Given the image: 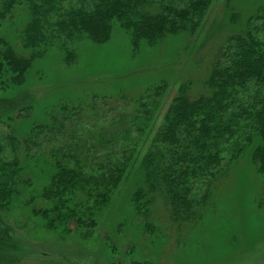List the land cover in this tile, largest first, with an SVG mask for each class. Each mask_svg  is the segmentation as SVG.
Here are the masks:
<instances>
[{
  "label": "trees",
  "instance_id": "1",
  "mask_svg": "<svg viewBox=\"0 0 264 264\" xmlns=\"http://www.w3.org/2000/svg\"><path fill=\"white\" fill-rule=\"evenodd\" d=\"M0 2L1 19L26 17L17 46L0 37V88L6 89L24 84L33 62L53 47L67 65L75 64L77 44L85 38L107 43L115 24L136 50L142 42L193 36L216 0ZM239 21L231 17L232 25ZM243 22L211 57L202 90L182 82L164 113L167 82L135 100L65 103L23 137L0 136V209L33 187L41 161L52 173L39 195L30 191L33 214L49 230L84 239L94 236L139 157L144 186L131 200L146 234L156 233L150 220L158 195L171 220L200 221L212 187L254 142L252 160L264 182V0Z\"/></svg>",
  "mask_w": 264,
  "mask_h": 264
},
{
  "label": "rangeland",
  "instance_id": "2",
  "mask_svg": "<svg viewBox=\"0 0 264 264\" xmlns=\"http://www.w3.org/2000/svg\"><path fill=\"white\" fill-rule=\"evenodd\" d=\"M261 1L216 0L197 34L155 45L142 42L138 50L130 34L115 24L107 43L81 40L72 65L58 48L49 49L33 62L24 84L0 88V136L23 137L35 125L49 123L50 113L65 103L87 105L123 96L135 100L167 82L164 113L182 82L193 81L194 91L202 90L211 57ZM234 15L240 16L236 25L231 24ZM25 20L0 18V37L17 46ZM257 145L212 187L197 223L171 220L164 199L156 196L150 220L156 233L151 234L141 228L131 200L144 186L139 157L89 239L49 230L33 214L30 191L39 195L52 173L41 161L33 187L0 209V264H264V182L252 160Z\"/></svg>",
  "mask_w": 264,
  "mask_h": 264
}]
</instances>
